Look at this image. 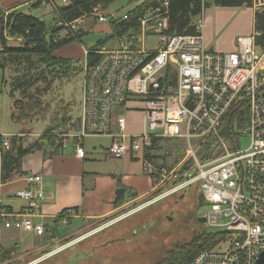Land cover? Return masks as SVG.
I'll use <instances>...</instances> for the list:
<instances>
[{
  "label": "built area",
  "instance_id": "built-area-1",
  "mask_svg": "<svg viewBox=\"0 0 264 264\" xmlns=\"http://www.w3.org/2000/svg\"><path fill=\"white\" fill-rule=\"evenodd\" d=\"M69 3L30 0L31 5L56 15L51 22L57 29L54 42H77L79 35L88 32V24H122L130 19L127 13L121 18L107 15L97 5L77 19L65 21L59 10ZM168 6L167 0L159 1L133 18L134 27L126 33L91 51L97 60L92 66L85 61L83 67L81 132L57 137L61 148L73 145L79 160L85 158L82 140L87 137L110 138L108 156L114 160L130 153H147L158 139L183 140L186 165L170 168L150 157L142 159L144 173L158 191L166 186L148 203L197 186L208 208L202 216L204 225L218 229L225 237L213 248L199 252L190 264H256L264 252V49L256 44L261 32L237 37L232 52H212L204 42V5L194 33L182 36L169 33ZM251 8L255 13L263 12L264 0H252ZM8 14L0 9L4 20ZM2 34L5 40L10 37L7 30ZM148 36L158 39L154 52L144 49ZM84 55L86 59L88 51ZM131 100L140 104L142 114L141 131L134 135L126 133L123 116L112 122L114 111ZM241 105L249 112L239 134L248 139L244 150L237 149L239 136L231 142L219 134L224 118ZM113 125L116 132H112ZM204 145L208 152L217 150L219 156L209 160L207 153L198 159L196 153ZM7 146L3 141L2 147ZM24 182L25 187L16 190L15 197L26 206L12 214L0 200V222L6 230L43 236L44 225L37 221L44 200L41 176L27 175ZM2 185L0 179V188ZM62 220L65 224V217Z\"/></svg>",
  "mask_w": 264,
  "mask_h": 264
},
{
  "label": "rangeland",
  "instance_id": "rangeland-1",
  "mask_svg": "<svg viewBox=\"0 0 264 264\" xmlns=\"http://www.w3.org/2000/svg\"><path fill=\"white\" fill-rule=\"evenodd\" d=\"M145 1L116 0L106 7L105 12L107 15H115L117 18H121ZM229 9L218 8L214 5H210L205 9V23L211 27L214 39L221 38L228 42L250 27V14L246 8L241 10ZM18 12L36 17L46 25H51L53 19L56 18V15L48 9L44 7L32 9L28 4L20 6ZM217 12L221 16L219 21L215 18L218 15ZM87 27V34L79 43H75L79 48V52L74 50L71 56V58H74L73 66H76L80 72L69 79L52 81L50 90L46 92L44 90L47 87V81L50 79L49 75H47L45 81L37 83V90L35 86L32 87L30 90L32 93L43 91L38 97V106L42 112H35L34 117L25 121L12 119L14 113L18 112V110H15L13 102L14 100L20 101L21 97L17 92L14 93L13 97L10 96L11 84L15 79L23 76L27 77L28 75L27 79L30 78L29 75L37 71L33 69L34 65L39 70L38 58L30 57L29 59L15 60L14 58H5L0 53V66H3V69L0 67V137L5 136L6 141L10 143L12 148L14 147V138L10 135L13 134L19 135L22 147L28 145L26 148L31 147L29 141L32 138L37 137L36 140L38 141L49 129L51 135L63 133L67 136H73L78 134L81 124L83 67L85 64L83 53H85L84 50L91 49L97 41L105 39L111 33L107 24H97L95 26L88 24ZM111 42L112 40L109 45H111ZM157 43L156 36H148L143 42L144 49L148 52H154L157 50ZM6 45L17 47L20 43L8 37ZM72 45L76 46L69 44L64 50L69 51L67 49ZM63 51L61 55L59 54L60 51L56 54L65 57ZM19 106H22L21 103H18L17 107ZM126 118L129 131L136 133L140 130L142 124L141 113L137 111L129 112V114H126ZM107 143L108 141L102 138H84L86 149L92 147L100 149L101 145ZM185 145L186 143L181 139H158L154 146L147 151V154L154 163L173 168L184 164L183 161L186 157ZM70 146H72L71 143L67 145V147ZM247 146L248 139L240 135L237 149L244 150ZM0 148H2L1 145ZM207 153L209 154V160L219 156L215 149L208 152L207 145L200 147L196 156L201 159ZM86 163H88L87 168H93L101 172H108L113 167L110 163L106 165L100 156H90L89 161ZM190 164L191 162L188 163V165ZM184 167L186 168V166ZM165 188L166 186L162 187L159 192L139 203L126 207L122 212L112 217L86 223L82 231L62 241L58 246H48L37 252L28 250L22 253H20V250L13 249V251L5 248L7 251L12 250L13 254L8 261L0 264H157L175 247L187 243L193 234L203 233V231L208 233L219 232L218 229L207 228L204 224L198 222V219L207 213L208 208L205 205L202 206L199 191L195 185L178 194L165 197L145 209L129 214L141 205L150 202L155 196L161 195ZM127 214L130 216H126ZM77 224L75 222L68 227H59V236H66L73 232L77 226L83 225V223ZM21 235L26 241L25 244L28 245L42 244L46 239L45 234L44 236L33 237L29 232L23 231ZM18 256H21V258H18Z\"/></svg>",
  "mask_w": 264,
  "mask_h": 264
},
{
  "label": "crops",
  "instance_id": "crops-1",
  "mask_svg": "<svg viewBox=\"0 0 264 264\" xmlns=\"http://www.w3.org/2000/svg\"><path fill=\"white\" fill-rule=\"evenodd\" d=\"M24 4H28V6L33 9V5L30 4V0H5L0 3V9L18 11L19 7ZM243 8H246L247 12L250 14L251 25L249 28H246L242 34L236 35L228 42L221 38L214 39L211 27L205 23L204 17L203 36L205 46L208 50L223 54L232 52L236 48L235 40L237 37L249 36L253 33L255 16L254 10L250 7L235 9L241 10ZM224 9L230 10L229 8ZM216 14L218 15L215 18L219 21L221 16L218 12ZM72 44L76 45L75 43ZM64 49L65 48L59 50L60 55ZM65 50L63 51V56L65 57H60L58 54H55V56L74 62V58H71V56L73 55L74 50L79 52L77 45L70 46V48L67 49L69 51ZM70 51L72 52L70 53ZM0 67L2 68L3 66ZM139 109L140 104H138L136 100H131L124 108L116 109L114 111L112 122L115 123V117L123 116L126 119V133L128 135L138 134L140 133L141 128L136 133L129 131L126 114L133 111L140 113ZM115 128V125H113L114 131L112 132H116ZM80 132L81 124L78 134ZM10 136L13 138L19 137L18 134ZM4 137L5 136L0 137L1 146L2 141L7 140ZM94 138L106 139L108 143L101 145L100 149L93 147L86 149L83 139L82 148L85 152V158L83 160H79L75 157L73 145L66 147L61 151L53 150L45 145L42 150H36L22 159L19 170L21 175L14 176L11 181L3 184L0 188L1 205L9 213L16 214L20 212L26 206V203L15 197L16 190L25 187L24 178L27 175H39L42 180L44 200L41 203L40 217L37 221L42 223L44 226L50 225L55 227V232L51 234V236L46 237L45 242L42 244L28 245L25 244L26 241L21 235V232L23 231L6 230L2 227L0 222V246L2 248H16L20 250V253H22L28 250L37 252L38 250L48 246H58L62 241H65L68 238L73 237L76 233L82 231V229H84L83 226L86 223L101 221L112 217L122 212L126 207L139 203L149 198L156 192H159L158 187L144 173L142 159L144 157H149L147 153H130L124 159L114 160L108 156L111 139L106 137ZM36 139L37 137H34L30 140L31 142L29 141L30 146L35 144V141H37ZM7 143L8 146L6 148L2 147V149L8 151L11 149V146L8 141ZM27 146L24 145L23 149H26ZM90 156H100L102 161H105L106 165L107 163L113 165L112 169L108 172H101L96 171L93 168H87L88 163L86 162L89 161ZM119 188H121V191L118 197L117 190ZM66 213L65 224L62 219L60 223H53L55 219L60 218ZM75 222L78 223L77 225H79V223H83V225L77 226L73 232L66 236H59V227H68ZM30 234L33 237H37L32 233ZM18 258H21V256H18Z\"/></svg>",
  "mask_w": 264,
  "mask_h": 264
},
{
  "label": "trees",
  "instance_id": "trees-1",
  "mask_svg": "<svg viewBox=\"0 0 264 264\" xmlns=\"http://www.w3.org/2000/svg\"><path fill=\"white\" fill-rule=\"evenodd\" d=\"M69 1L70 3L67 7L61 8L59 10V15L65 21H73L82 14L90 12V10L97 5H100L103 9H106L107 6L116 0ZM159 1L162 0H146L145 2L138 5L134 10L127 13L130 18L127 23H112L109 25L112 35L97 41L94 47L87 50L89 55L86 56L85 61L88 66H92L97 60L96 55L90 54L91 51H94L97 47L108 42L110 39L126 33L129 27H134L133 18L142 14V12L146 9L156 5ZM167 1L169 4V33L178 36L191 35L194 33V24L196 18L201 14L202 5H204V9L210 5H214L218 8H251L252 5V0ZM38 8V5L33 6V9ZM3 29L8 31L10 37L20 39V45L17 47H8L2 34ZM254 30L261 32V37L257 40L256 44L264 49V12L255 13ZM56 34L57 29L52 25H46V23L40 19L24 15L23 13H20L16 10L10 12L5 20L4 18L0 17V53L3 54L5 58H14L15 60L37 57L38 66H40L38 70V67L34 65L33 69H36L37 71H35L34 74L29 75L30 78L27 79L28 75L27 77L23 76L19 79H15L11 84L12 88L10 90V96L13 97L14 93L17 92L21 97L20 101L14 100L13 102L15 110H18V112L16 111V114L14 113L15 116H12V119L15 121H25L34 117L36 115L35 112H42L38 106V97H40L43 91L32 93L30 90L34 86L37 90V83L45 81L47 79V75H49L50 79L47 81V87L44 90L45 92L50 90L49 88L51 87L52 81L65 78L69 79L73 75L80 72L76 66H73L74 62L55 56L59 50L65 48L69 44L74 43L73 40L54 42L53 37ZM86 34L87 33H82L79 35L78 41L75 43H79ZM24 102L25 104L23 105ZM18 103H21L22 106L17 107ZM248 117L249 112L245 105H241L239 108L230 111L224 118L219 131L220 136L225 137L227 140L232 142L239 136L240 130L248 121ZM49 132L50 129L47 130V132L42 137H40L33 146L29 148L23 149L20 138H14L13 148L11 147V149L8 151L2 148L0 149V179L3 184L11 181L14 176L21 175L19 171L21 167V161L26 155L32 153L33 151H40L45 145L53 150H63V148H61L60 139L57 137L63 135V133L51 135L52 133ZM154 144L155 141H153V146ZM120 191L121 188L117 190L118 197ZM199 197L202 201V206H204V202L200 194ZM66 215L67 213L62 215L60 218L55 219L53 223H60L61 219H63ZM44 229L45 237L51 236V234L55 232V227L50 225H45ZM224 237V234L208 233L206 231H203V233H195L191 236L187 243L175 247L157 264H190L199 252L213 248ZM13 249L18 250L16 248H12V250ZM7 250L0 246V263L8 261L10 257H12L11 255L13 254L14 250Z\"/></svg>",
  "mask_w": 264,
  "mask_h": 264
},
{
  "label": "water",
  "instance_id": "water-1",
  "mask_svg": "<svg viewBox=\"0 0 264 264\" xmlns=\"http://www.w3.org/2000/svg\"><path fill=\"white\" fill-rule=\"evenodd\" d=\"M198 222L200 224H204L205 219L201 217L200 219H198ZM256 264H264V252L259 256V258L256 261Z\"/></svg>",
  "mask_w": 264,
  "mask_h": 264
},
{
  "label": "bare ground",
  "instance_id": "bare-ground-1",
  "mask_svg": "<svg viewBox=\"0 0 264 264\" xmlns=\"http://www.w3.org/2000/svg\"><path fill=\"white\" fill-rule=\"evenodd\" d=\"M161 199H163V198H161ZM161 199H158L157 202L161 201ZM154 203H156V201H155V202H151V203H146V204H144V205H141L140 207L136 208L135 210H133V211H132L131 213H129V214H132V213H134V212H137V211H140V210H142V209H145L147 206L152 205V204H154ZM129 214H127L126 216H130Z\"/></svg>",
  "mask_w": 264,
  "mask_h": 264
},
{
  "label": "flooded vegetation",
  "instance_id": "flooded-vegetation-1",
  "mask_svg": "<svg viewBox=\"0 0 264 264\" xmlns=\"http://www.w3.org/2000/svg\"><path fill=\"white\" fill-rule=\"evenodd\" d=\"M3 1H5V0H0V3L3 2Z\"/></svg>",
  "mask_w": 264,
  "mask_h": 264
}]
</instances>
